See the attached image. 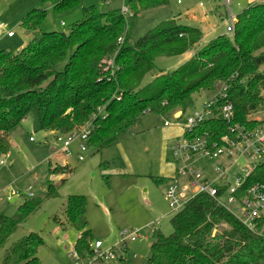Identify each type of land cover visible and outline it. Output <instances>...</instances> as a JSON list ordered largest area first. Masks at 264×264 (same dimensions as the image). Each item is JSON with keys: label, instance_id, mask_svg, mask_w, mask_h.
I'll return each instance as SVG.
<instances>
[{"label": "trees", "instance_id": "obj_1", "mask_svg": "<svg viewBox=\"0 0 264 264\" xmlns=\"http://www.w3.org/2000/svg\"><path fill=\"white\" fill-rule=\"evenodd\" d=\"M80 1L43 0L56 12L67 11ZM168 1L129 0L131 14L84 8L83 18L66 33L43 31L46 10L30 11L22 20L32 36L30 42L17 53L0 51V155L8 154L11 131L33 111L40 129L52 131L57 138L88 127V147L96 146L101 152L145 113L166 116L180 110L182 119L194 104L195 94H213L219 83L228 89L215 108L230 102L231 124L220 109L215 110L212 117L185 132L187 136L204 137L209 145L218 146L224 143V136L237 140V125L246 129L259 126L264 114L254 116L264 109V1H253L236 15L231 35L210 39L190 61L146 82L156 58L184 54L196 48L203 36L200 28L175 19L135 36L132 20L138 9ZM120 38L122 42H118ZM60 65L63 67L58 69ZM51 170L64 174L73 169L64 164ZM171 179L158 177L155 181L169 183ZM262 179L264 161L247 183ZM55 194L51 185L49 195ZM86 207L85 196H70L61 222L78 231L74 249L83 263L95 255ZM37 208L38 204L25 201L14 217L0 218V247ZM171 224L169 235L155 230L146 264H257L264 260V216L250 229L214 197L200 194L175 212ZM43 244L40 234L30 232L12 245L3 264H41L37 252Z\"/></svg>", "mask_w": 264, "mask_h": 264}, {"label": "rangeland", "instance_id": "obj_2", "mask_svg": "<svg viewBox=\"0 0 264 264\" xmlns=\"http://www.w3.org/2000/svg\"><path fill=\"white\" fill-rule=\"evenodd\" d=\"M225 1L169 0L165 4L138 9L137 17L132 20L137 37L162 22L174 19L198 27L203 33L196 48L178 56L156 58L155 69L145 77L146 82L157 73L171 72L190 61L200 45L210 39L220 34L231 35L226 29L229 6ZM253 1L262 0H231L234 16ZM123 5L129 7V14L133 12L129 0H81L64 12H56L50 3L43 0H0V51L17 53L30 42L32 36L23 28L22 20L33 9L46 10L41 25L43 31L66 33L83 18L84 8L112 11L121 10ZM9 32H13L14 36H8ZM62 67L60 65L58 69ZM210 96L212 94L206 91L195 94L194 104L183 114L179 124L176 116L181 114L180 110L166 116L148 112L141 116L139 123L101 152L96 146H89L86 152H81L78 141H75L68 156L61 154L64 138L58 140L51 131L41 130L38 116L33 111L11 131L8 154L0 155V192H16L12 200L0 202V218L14 217L25 201L38 204V208L0 247V264H3L12 245L30 232L40 234L44 240L37 252L41 264H75L69 254L74 251L78 231L61 224L65 221L67 199L72 195L86 197L85 217L92 230L93 241L102 242V251L115 247L120 249L118 243L125 237L123 231L140 230L136 241L129 242L124 251L120 249L117 252V256L123 254L126 259L120 260L115 256L106 264H146L155 229L169 235L173 231L171 218L175 214L165 197L168 183L159 184L155 179L176 176L180 164L174 160L170 146L177 137L184 135V119L194 110H201ZM263 114L264 109L254 117L262 118ZM165 121L170 124L165 125ZM79 154L83 160H79ZM65 161L73 169L71 173L52 172L54 167L66 164ZM202 161L205 160H199L196 166ZM209 170L204 171V175L216 178ZM239 171L236 166L230 174L236 176ZM230 181L233 182V179ZM51 185L56 193L53 196L49 195ZM30 192L33 197L29 196ZM155 221H159L156 228L153 227ZM133 254H136L135 258ZM79 264L98 262L87 259ZM257 264H264V260Z\"/></svg>", "mask_w": 264, "mask_h": 264}, {"label": "built area", "instance_id": "obj_3", "mask_svg": "<svg viewBox=\"0 0 264 264\" xmlns=\"http://www.w3.org/2000/svg\"><path fill=\"white\" fill-rule=\"evenodd\" d=\"M225 2L229 6V19L226 29L227 32L232 33L236 16L231 10V0ZM121 12L129 13V7L123 5ZM8 36H13V32H9ZM216 86V91L204 102L203 108L194 110L186 117L183 122L185 132L191 131L212 117L215 110L219 109L222 117L231 124L233 105L227 102L222 107L215 108L220 99L225 98L228 86L225 83H219ZM176 119L177 124H179L180 115L176 116ZM169 124V121H165V125ZM235 127L238 128L237 131L234 129ZM235 127H232V130L237 132V140L224 136L222 145L211 146L204 137H188L187 134L189 133H184L182 137H177L170 146L174 160L180 164L176 176L169 181L165 190L166 200L173 212L180 211L195 196L206 194L214 197L221 206L230 211L248 228L254 229L256 227V222L264 216V179L252 184H248L247 181L254 169L264 161V121L253 129L239 128L238 125ZM88 135L89 130L86 127L59 136L58 140L64 138L61 154L67 156L71 154L70 146L75 141H78L80 151L86 152L89 148L87 145ZM79 160H83L81 154H79ZM199 160H205L202 161L204 164L201 165V162L199 166H196L195 163ZM236 166L240 168L239 174L231 175L230 170ZM207 169H210V172L213 171L216 178L205 176L204 171ZM231 178L233 182L230 181ZM223 187L226 189L221 192L220 189ZM14 196H16L15 191L0 192V202L3 200L10 201ZM29 196L33 197V193L30 192ZM155 223L159 224V221ZM155 223H153L154 226L152 225L154 228ZM122 234L125 237L118 244L121 246L120 249L124 251L129 242L136 241L140 237V230L123 231ZM102 246L100 240L90 243L95 255L90 256L88 261L106 264V261L117 256V252L120 250L115 247L102 251ZM135 256L136 254H133V258ZM69 257L74 259L75 264H79V255L75 249L72 254H69ZM117 257L120 260L126 259V255L123 254Z\"/></svg>", "mask_w": 264, "mask_h": 264}, {"label": "crops", "instance_id": "obj_4", "mask_svg": "<svg viewBox=\"0 0 264 264\" xmlns=\"http://www.w3.org/2000/svg\"><path fill=\"white\" fill-rule=\"evenodd\" d=\"M214 14H217V13L214 12ZM182 23H185V24H186V22H182ZM187 25H189V24H187ZM190 26H191V25H190ZM13 36H14V35H13ZM13 36H10V37H13ZM22 47H23V46H22ZM51 132H52V131H51ZM52 133H53V132H52ZM10 139H11V136H10ZM65 163L68 164L66 161H65ZM155 222H156V221H155ZM155 222H154V223H155ZM155 225H156V223H155ZM155 228H156V227H155ZM155 230H157V229H155ZM134 258H135V257H134ZM41 263H42V262H41Z\"/></svg>", "mask_w": 264, "mask_h": 264}]
</instances>
